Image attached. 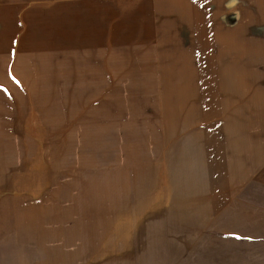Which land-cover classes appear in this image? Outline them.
<instances>
[{
	"label": "rangeland",
	"instance_id": "obj_1",
	"mask_svg": "<svg viewBox=\"0 0 264 264\" xmlns=\"http://www.w3.org/2000/svg\"><path fill=\"white\" fill-rule=\"evenodd\" d=\"M0 33V264H37L43 192L98 165L88 192L108 193L123 163L263 228L223 236L216 211L187 264H264V0H19V45Z\"/></svg>",
	"mask_w": 264,
	"mask_h": 264
},
{
	"label": "crops",
	"instance_id": "obj_2",
	"mask_svg": "<svg viewBox=\"0 0 264 264\" xmlns=\"http://www.w3.org/2000/svg\"><path fill=\"white\" fill-rule=\"evenodd\" d=\"M1 30L19 45V0H0ZM257 38L256 41L264 43L262 38ZM61 43L59 46L66 48L64 37ZM259 43L257 47H262ZM123 164L132 166L133 172L129 169L128 178L124 170L108 174L123 180L120 184L106 185L111 188L108 193L96 196L88 192L91 178L86 173L93 172L88 168L98 165L74 168L73 172L81 171L78 177L65 180L62 187L65 191L43 192L48 205L44 206L46 202L42 200V206H32L33 261L37 264H187L189 253L193 249L198 252L201 240L208 242L214 236L216 211L223 213L220 218L223 225L218 223L223 236L230 233L247 236V231L263 230L229 226L226 218L231 205L221 199L217 201L214 189L213 194L208 187L186 191L172 185L175 190H169L163 172L152 170V163H141L138 175L135 172L138 164ZM97 171L96 168L94 172ZM153 177V186H140ZM116 185L117 192H112ZM220 204L226 207L215 209ZM34 249H39L37 255Z\"/></svg>",
	"mask_w": 264,
	"mask_h": 264
}]
</instances>
